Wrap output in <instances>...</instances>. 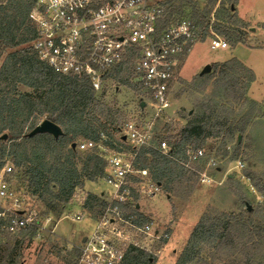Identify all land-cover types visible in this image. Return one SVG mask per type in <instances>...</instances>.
Returning a JSON list of instances; mask_svg holds the SVG:
<instances>
[{"label": "trees", "instance_id": "trees-1", "mask_svg": "<svg viewBox=\"0 0 264 264\" xmlns=\"http://www.w3.org/2000/svg\"><path fill=\"white\" fill-rule=\"evenodd\" d=\"M33 1L0 0V57L7 48L11 49L0 62V136H7L0 138V152L14 164L11 173L14 187H23L35 195L47 210L61 211L74 189L82 184V175L93 181L104 173L103 158L93 149L78 151L72 143L77 137L98 141L101 132L108 139L105 142L112 144V139L119 142L115 132L121 123H116L120 117L118 110L106 103L103 92L95 90L85 77L54 72L29 48L36 35L29 20ZM164 2V20L189 16L202 32V40L209 31H214L231 46L245 42L246 23L233 12L220 22L215 10L211 21L216 0H208L203 7L198 0ZM261 27L264 29V22ZM186 55L184 52L180 56V62ZM132 75L126 62L107 72L106 77L138 91L140 87L131 81ZM254 79L250 67L231 57L211 63L210 72L197 73L186 83L199 96L195 97L193 108L181 114L185 122L179 132L166 136L169 125L157 120L161 128L156 129L155 123L150 145L139 155L141 165L149 169L163 191L177 192L183 184L188 189L192 187L197 174L181 163L186 160L189 148H203L208 138H218L221 146L226 147L235 133L244 132L254 115L256 103L247 97ZM20 84L32 92H18ZM208 86L210 90L206 92ZM247 103L250 108L244 109ZM42 117L56 123L62 133L56 137L47 132L29 135ZM107 122L114 125L109 128ZM162 140L167 144L165 153L159 148ZM239 144L236 141L233 147L238 148ZM227 179L232 180V176ZM254 185L264 195V184L255 181ZM239 199L241 208L237 211L203 213L174 264H264V199L255 207L245 196ZM104 205L105 200L99 194L88 192L83 197L82 208L96 218ZM34 234L32 229L0 238L8 242ZM77 255L78 247L73 246L65 264H74ZM153 260L151 252L136 246L125 253L126 264H153Z\"/></svg>", "mask_w": 264, "mask_h": 264}, {"label": "built area", "instance_id": "built-area-1", "mask_svg": "<svg viewBox=\"0 0 264 264\" xmlns=\"http://www.w3.org/2000/svg\"><path fill=\"white\" fill-rule=\"evenodd\" d=\"M165 6L164 0H34L29 12L36 31L29 48L54 72L85 77L99 90L107 72L127 62L131 81L138 84L151 109L150 117L129 118L118 126L119 142H105L104 132L98 141L75 142L78 151L93 149L104 160L99 179L105 189L99 195L105 205L77 246L74 264H126L129 247L158 254L156 244L169 238L168 230L156 228L140 211L138 199L152 198L161 185L141 165L139 155L150 145L155 122L169 121L172 80L180 56L190 50L200 29L185 15L165 21ZM213 34L212 49L228 46ZM159 148L166 152L165 140ZM205 157L204 148H189L181 163L209 184L214 179L208 167L215 160L203 164ZM235 167L240 170L242 161L236 160ZM13 170L8 155L0 152V235L39 232L50 216L30 204L27 190L12 185Z\"/></svg>", "mask_w": 264, "mask_h": 264}, {"label": "rangeland", "instance_id": "rangeland-1", "mask_svg": "<svg viewBox=\"0 0 264 264\" xmlns=\"http://www.w3.org/2000/svg\"><path fill=\"white\" fill-rule=\"evenodd\" d=\"M198 2L203 7L208 0ZM215 10L220 22H224L227 14L233 12L246 23L243 27L246 32L245 42L231 46L223 35L214 31H209L202 40V32L199 30L198 38L178 65L172 80V101L167 113L169 129L165 135H177L185 122L180 117L181 114L192 109L195 97L199 96L186 83L200 73L206 64L231 57H236L254 72L255 79L247 92V97L256 103L254 115L244 132L235 133L232 143L226 147L221 146L218 138L207 139L203 147L206 157L202 163L214 158L215 165L208 167V172L214 179L212 183H203L197 176L193 178L190 189L183 184L177 192L167 193L161 189L152 198L142 196L138 199L144 219L151 221L156 228L169 231L167 242L157 243L155 246L160 249V253L151 252L155 257L153 264L175 263L203 213L237 211L241 208L239 196L248 198L253 207L264 199V195L254 185L255 181L260 185L264 184V48H260L264 45V29L261 27L264 22V0H216L211 21L215 18ZM213 33L225 40L228 46L212 49L210 40L214 37ZM10 50L7 48L4 51L0 62ZM17 90L32 92L31 88L22 84L18 85ZM209 90L208 86L206 92ZM98 91L103 92L102 99L106 103L118 110V124L129 118H148L151 115L147 99L140 88L138 91L131 89L109 77ZM142 102L144 105H141ZM236 108L239 109V105ZM247 108H250L248 103L244 106V109ZM113 125L107 122V127L111 128ZM161 125L157 122L156 129H160ZM76 140L83 138L77 137ZM236 141L240 143L238 148L233 147ZM232 156L235 158L231 159ZM236 160L243 163L240 170L235 167ZM229 175L232 180L227 179ZM81 180L82 184L74 189L61 211H49L35 195H29L30 204L50 216V219L44 221L40 231L32 236L25 235L15 238L17 241L12 239L8 242L0 238V264H65L72 247L79 246L82 237L89 233L96 219L82 208L83 197L88 192L100 194L105 189L99 178L91 181L82 175ZM15 188L25 190L23 187Z\"/></svg>", "mask_w": 264, "mask_h": 264}, {"label": "water", "instance_id": "water-1", "mask_svg": "<svg viewBox=\"0 0 264 264\" xmlns=\"http://www.w3.org/2000/svg\"><path fill=\"white\" fill-rule=\"evenodd\" d=\"M208 71H210V64H206L202 68L200 73H205ZM141 105H144L143 102L141 103ZM39 132H47L55 137L62 133L61 128L56 123L46 118L42 119L39 123H37V125L29 132V135H33ZM6 137V134H2L0 136L1 139H6ZM72 147H75V143H72ZM82 240H84V237L82 238Z\"/></svg>", "mask_w": 264, "mask_h": 264}]
</instances>
